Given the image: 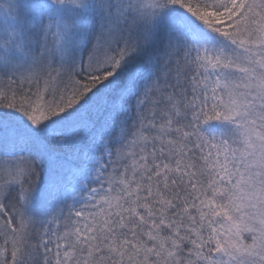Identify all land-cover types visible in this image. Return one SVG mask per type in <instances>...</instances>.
Segmentation results:
<instances>
[{"label":"snow or ice","instance_id":"obj_1","mask_svg":"<svg viewBox=\"0 0 264 264\" xmlns=\"http://www.w3.org/2000/svg\"><path fill=\"white\" fill-rule=\"evenodd\" d=\"M0 264H264V0H0Z\"/></svg>","mask_w":264,"mask_h":264}]
</instances>
